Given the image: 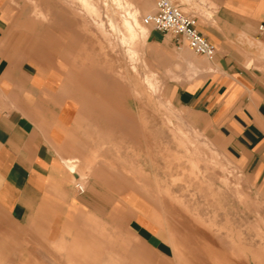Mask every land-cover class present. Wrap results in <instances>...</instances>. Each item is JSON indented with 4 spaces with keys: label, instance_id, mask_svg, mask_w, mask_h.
I'll return each instance as SVG.
<instances>
[{
    "label": "rangeland",
    "instance_id": "rangeland-1",
    "mask_svg": "<svg viewBox=\"0 0 264 264\" xmlns=\"http://www.w3.org/2000/svg\"><path fill=\"white\" fill-rule=\"evenodd\" d=\"M123 1H127L128 8L140 9L141 21L156 10L155 0H99L112 41L117 34L108 25L105 12L110 8L111 15L118 19L125 16ZM172 1L195 18L199 30L198 22H210L217 10L211 0ZM62 2L67 7L73 5V11L82 7L79 0ZM0 4L18 11L11 16L19 23L18 45L26 52L27 68L41 73L50 70L54 91L65 83L55 97L66 96L62 116L69 130L65 142L57 148L67 171L68 188L52 195L58 197V205L51 207L50 215L60 214L67 227L88 232L81 239L84 250L89 246L92 255L102 259L100 264H136L132 258L137 253L145 257L146 264H264V187L246 176L237 163L235 173L230 168H214L194 152L191 138L203 139L201 133L192 134L185 120L195 124V116L188 108L172 103L178 111L177 116L173 115L160 96L162 105L158 104L145 74L158 73L159 80L164 82L162 97L166 99L165 81L171 77L160 70L162 67L149 54L148 43L139 40L141 33H136L131 43L135 49L138 42L140 51L135 59V49L130 63L124 52L128 45L112 46L98 31L97 36L91 35L95 16L84 13L86 24L74 12L83 21V28L87 27L86 32L75 23L42 24L27 0H0ZM50 7L51 12L60 9L53 0ZM242 38L247 52L262 54L255 37ZM177 52H182L178 60L182 59L184 65L189 58L208 61L207 56L192 50L187 42ZM171 118L177 127L169 126ZM75 120L77 125L69 126ZM97 144L99 157L94 149ZM79 147L83 149L82 156L77 152ZM67 159H76L72 162L75 172L69 170ZM236 174L241 180L239 186L235 183L239 180ZM135 178L162 191L169 190L177 199L170 216L152 210L150 203L142 205L145 212L155 213L145 223L132 220L130 225L149 247L137 241L134 244L139 250L126 251L116 246L111 214L116 204H128L124 197ZM77 182L84 185L83 192L77 189Z\"/></svg>",
    "mask_w": 264,
    "mask_h": 264
},
{
    "label": "crops",
    "instance_id": "crops-1",
    "mask_svg": "<svg viewBox=\"0 0 264 264\" xmlns=\"http://www.w3.org/2000/svg\"><path fill=\"white\" fill-rule=\"evenodd\" d=\"M27 1L42 24L75 23L84 29L83 21L73 15L75 10L87 14L82 5L80 10L73 11V5L67 7L62 0H53L60 9L51 12L50 0ZM91 1L103 13L99 0ZM211 3L217 10L210 22L198 24L216 46L214 57H207L208 61L189 58L184 65L182 59L178 60L182 52L177 51L187 40L172 34L168 37L170 33L150 30L145 24L148 32L139 40L148 43L149 54L162 67L160 70L171 77L165 81L168 99L162 97L164 82L159 80L158 73L149 71L145 79L152 84L159 105L160 96L177 113L172 103L194 114L195 124L185 121L196 127L200 139L218 151L227 168L235 173L237 163L246 176L264 187V0ZM11 8L0 4V264H100L102 259H96L89 246L86 250L82 246L81 239L88 232L67 227L60 214L50 215L51 207L58 205V197L52 195L68 188L67 171L57 148L65 142L69 130L62 116L66 96L55 97L62 87L53 90L50 70L41 73L27 68L26 52L18 45L19 23L11 16L18 11L13 8L12 12ZM106 10L105 14L111 9ZM93 28L91 35L97 36L96 25ZM242 35L255 37L262 54L247 52ZM135 49L136 59L140 51L138 42ZM126 55L130 62L129 53ZM133 67L136 69V64ZM76 125L75 120L69 126ZM169 126L177 127L172 118ZM94 149L101 156L99 144ZM77 152L82 156V147ZM75 160L65 161L73 172ZM78 175L83 176L81 170ZM237 177L235 183L239 186L241 180ZM134 181L124 197L128 204H116L111 214L116 246L126 251L138 248L134 244L137 241L148 246L130 225L132 220L145 223L155 213L145 212L142 205L150 203L152 210L170 216L177 199L169 190L152 187L142 179ZM136 255L132 258L134 263L146 264L145 257ZM103 260L106 263L107 258Z\"/></svg>",
    "mask_w": 264,
    "mask_h": 264
},
{
    "label": "bare ground",
    "instance_id": "bare-ground-1",
    "mask_svg": "<svg viewBox=\"0 0 264 264\" xmlns=\"http://www.w3.org/2000/svg\"><path fill=\"white\" fill-rule=\"evenodd\" d=\"M79 1L81 5L83 6V8L85 9V11L87 12V15L96 17L97 29L96 28L95 29L98 31V33H100L101 36L105 40L111 43L112 46L128 45V48H127L128 53H129L128 57L129 59L132 60L133 54L135 53V49L131 45V43H134L135 38L137 36L136 33L137 34L141 33V35H145L148 32V27L140 19L141 17L140 11L138 9L128 8L127 6L129 5L126 4L127 1L125 2L123 1L121 2V4L123 3V5L125 6V16L118 19L116 15L114 14L111 15L110 11H108V13L105 14V16L108 19V25L111 26V28H113L117 34L116 39L113 38V41H112L111 34L106 29V23L104 19L102 18L103 13L101 12V9L91 0H79ZM75 12L77 14H80V18L87 24V18L85 15H83L84 13H79L77 11ZM85 28L87 29V27ZM120 76L124 80H126V76H124L123 74H121ZM163 103L165 104L167 110H169L173 115L177 116L175 113L176 111L173 110L172 106L169 103L165 101ZM185 124H188V123L185 121ZM190 131L192 132V134H200V132L193 125H190ZM183 133L186 134L187 132L184 131ZM191 143H192L194 152L203 156L214 168H220L223 170L227 168V165L221 160V157L219 156L218 151L213 149L208 144V142L192 137ZM82 186L84 187L83 184Z\"/></svg>",
    "mask_w": 264,
    "mask_h": 264
},
{
    "label": "built area",
    "instance_id": "built-area-1",
    "mask_svg": "<svg viewBox=\"0 0 264 264\" xmlns=\"http://www.w3.org/2000/svg\"><path fill=\"white\" fill-rule=\"evenodd\" d=\"M155 4L156 10L143 17L144 24L158 31L170 33L177 39L183 37L195 52L208 58L214 57L216 46L197 28L193 16L172 0H155ZM76 187L80 192L85 189L79 182L76 183Z\"/></svg>",
    "mask_w": 264,
    "mask_h": 264
}]
</instances>
